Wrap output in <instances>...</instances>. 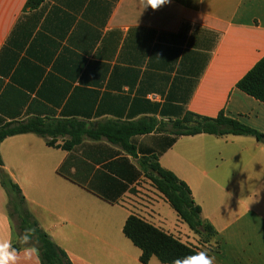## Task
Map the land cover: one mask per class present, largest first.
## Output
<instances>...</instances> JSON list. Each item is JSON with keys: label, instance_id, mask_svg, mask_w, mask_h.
Returning a JSON list of instances; mask_svg holds the SVG:
<instances>
[{"label": "crops", "instance_id": "crops-1", "mask_svg": "<svg viewBox=\"0 0 264 264\" xmlns=\"http://www.w3.org/2000/svg\"><path fill=\"white\" fill-rule=\"evenodd\" d=\"M26 1L0 0V127L154 119L169 129L186 113L223 112L264 135V104L236 88L264 56V0H171L155 11L141 0H44L36 9ZM68 139L50 147L31 133L7 137L0 159L72 264H141L122 234L129 215L172 236L190 233L174 211L171 225L164 216L170 206L139 166L150 156L188 186L215 230L198 251L216 264H264L263 143L151 133L131 139L132 156L106 139L64 150ZM0 234L15 238L1 186Z\"/></svg>", "mask_w": 264, "mask_h": 264}, {"label": "trees", "instance_id": "trees-1", "mask_svg": "<svg viewBox=\"0 0 264 264\" xmlns=\"http://www.w3.org/2000/svg\"><path fill=\"white\" fill-rule=\"evenodd\" d=\"M43 2L44 0H27L25 8L36 9ZM236 88L264 104V56L237 82ZM163 132H168L176 137L200 134L250 136L264 144L263 134L237 120L224 116L223 112H220L215 118L186 113L181 120L172 122L169 129L154 119H143L132 123L107 122L99 124L95 128H89L86 124L72 120L47 123L42 119L34 118L22 123H7L1 126L0 143L7 137L31 133L42 137L48 146L54 147L56 136L67 135L69 139L61 146L64 150L79 144L84 138L106 139L109 143L134 156L135 148L131 143L132 138ZM139 166L152 188L162 195L177 218L194 235L198 236L202 243H209L215 236V230L209 223L201 219L200 208L194 203L188 186L172 172L161 168L155 156L143 157L139 161ZM0 186L7 196L8 214L12 225L14 224V246L19 247L15 243L16 238L26 228L31 227L35 229L32 243L39 249L40 264H72L66 253L53 243L29 214L19 187L4 170L1 159ZM14 217H16V222H14ZM122 234L140 251L139 262L141 264H147L152 257L161 264H172L174 259L198 251L135 215L127 217Z\"/></svg>", "mask_w": 264, "mask_h": 264}, {"label": "clouds", "instance_id": "clouds-1", "mask_svg": "<svg viewBox=\"0 0 264 264\" xmlns=\"http://www.w3.org/2000/svg\"><path fill=\"white\" fill-rule=\"evenodd\" d=\"M170 2L171 0H141L143 8L150 7L154 11ZM34 236L35 229L26 228L16 238L15 243L19 245L16 247L10 237L0 234V264H31L34 258L38 261L39 249L32 243ZM172 264H216V257L208 251L199 250L194 254L174 259Z\"/></svg>", "mask_w": 264, "mask_h": 264}, {"label": "rangeland", "instance_id": "rangeland-1", "mask_svg": "<svg viewBox=\"0 0 264 264\" xmlns=\"http://www.w3.org/2000/svg\"><path fill=\"white\" fill-rule=\"evenodd\" d=\"M163 212H164V216L166 217L169 225H171V223L174 222L173 210H171V208L168 207V210L166 208H164ZM14 222H16V217H14ZM185 229H188L186 225H185ZM174 237L177 238L178 240H180L181 242H183L184 244H187V245L192 246L194 248H197V245H201L202 244V241L200 240V238L198 236L194 235L193 233H191V231H190V233L186 232V231L185 232L178 231V233H176L174 235Z\"/></svg>", "mask_w": 264, "mask_h": 264}]
</instances>
